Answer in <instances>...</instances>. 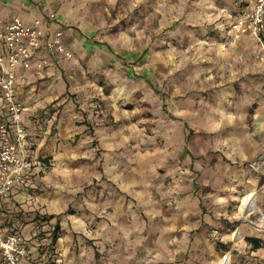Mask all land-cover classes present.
<instances>
[{
	"label": "rangeland",
	"instance_id": "rangeland-1",
	"mask_svg": "<svg viewBox=\"0 0 264 264\" xmlns=\"http://www.w3.org/2000/svg\"><path fill=\"white\" fill-rule=\"evenodd\" d=\"M66 1L81 10L74 25L104 45L83 43L85 55L67 70L71 89L49 104L75 112L66 129L74 132L68 143L78 154L67 163L80 169L70 174L79 187L72 186L76 199L66 214L91 211V199L123 196L130 213L119 218H139L141 239L157 242L152 250L145 242L135 246L134 235L105 247L97 242V256L85 264H220L225 257L264 264L262 214L240 209L242 198L254 193L264 211V65L233 27L248 12L246 0ZM47 79L39 76V87L48 88ZM107 150L119 155L108 159ZM124 150L132 165L142 154L145 166L141 187L125 195L118 174L130 171L117 168ZM44 161L46 176L56 161ZM138 197L141 205L132 201ZM38 214L36 237L48 263H83L84 250L58 249L60 220ZM81 236L87 244L97 240Z\"/></svg>",
	"mask_w": 264,
	"mask_h": 264
},
{
	"label": "crops",
	"instance_id": "crops-1",
	"mask_svg": "<svg viewBox=\"0 0 264 264\" xmlns=\"http://www.w3.org/2000/svg\"><path fill=\"white\" fill-rule=\"evenodd\" d=\"M243 2L248 5L249 9L250 5L248 1ZM71 5L72 4L66 0H0V16L5 19L20 17L28 21L34 17H41L46 23H51L49 18L50 14L55 12L57 19L53 24L66 28V42L74 53L73 59H54L52 64L45 70L21 68L18 71L19 96L26 106L25 123L31 134V140L34 144L36 154L43 161L46 156H54V160L56 161V165L46 176H44L45 171L41 170L39 166H34L32 168L30 173L31 184L28 190H20L14 192L8 199H0V226L7 232H20L26 239L28 246V253L25 259L26 264H49V255L44 247L40 248L41 241L36 237L41 223V220L37 217L39 216L38 213H40V215H54L52 220L56 222L60 220L63 236L57 242L58 249L63 248L64 253L68 252L70 248H79L81 249L80 251L84 250L86 252V257L79 258L84 262H78V264H85V262L89 260L88 257L92 259V257L97 256L100 250V248H96L97 242L101 244L102 247H105L118 238L119 243H121L125 241L122 237L134 235L133 239H135V246H138L139 243L144 244L145 242L147 248L152 250L156 248L157 245L155 239H141V237L145 235V233L142 232L145 224L139 218H136L134 223L129 221L125 223L123 218H119V215L126 218L130 213L125 207L127 202L126 197L118 196L116 200L107 198L104 201H95L91 199L89 207L91 211H76L66 214L71 203H74V198L76 199V195L74 196L70 192L73 187H75V190L79 187L73 185L74 182L70 180V174L74 171V168L75 172H79L80 169L77 166L71 169V166L67 163L69 160H72V156L78 154V150H74L71 144L68 143V140L72 138L74 132L71 133L66 129V124L72 121V114L75 112L70 107L61 108L62 103L58 107L55 105L49 107V104H51L58 95L71 89L67 79V70L69 66H74L75 61L73 62V60L76 59V57L82 59L85 55V52H83V45L87 44L86 41H89L91 48L92 46L95 48L104 46L96 37L92 38L88 35L82 27L74 25V21L81 18L82 14L78 6L72 7ZM70 24L73 25L68 28L67 26ZM83 39H85L84 42ZM240 40H243L250 47L252 54L259 60L258 46L254 36L249 32L244 33L241 34ZM261 64L264 65L263 62H261ZM39 76H48V81L46 80V82L51 83L48 85V88H45L44 85V87L40 86L42 88L39 87L36 81ZM44 82L45 81H42V83ZM59 113L60 118L57 124L58 131L54 136H51V129ZM113 139L114 138L106 139V141L108 142ZM105 153L108 159L109 157L112 158L119 155L116 151L112 153L107 150ZM121 154L124 159L119 162L117 168L119 169V167H121V172L130 171L128 174H118V176H121L122 190L125 195V193L131 192L133 188L141 187L145 178L142 176L145 172V166L142 165L144 162L142 154L138 155L137 165H132L133 163L126 161L125 157L130 154L126 153L125 150ZM136 173H139V175ZM61 188L64 191H62ZM132 201L139 205H141V202L143 203V201H140V197ZM102 207H104L105 210L102 209ZM21 209L28 211L33 210L35 212H30V217H25L23 214H25L26 211L23 214L17 213L21 211ZM100 210L104 211L101 212ZM129 210H131V208H129ZM134 211L137 212L136 209H134ZM21 219L29 221L21 222ZM6 222H9L10 225H6ZM42 225V228H47L45 223H42ZM89 228L91 229L89 230ZM78 232L81 234L83 232H88L89 238H95L98 241L95 240L92 244H87V242L84 241L85 238H83L81 234H77ZM78 236L82 237L84 240L82 238L80 239ZM240 237H243V235ZM44 242L43 240L42 244ZM64 253L60 252V256L66 257ZM57 260L61 261L62 258ZM64 262L67 264L66 259ZM1 264L5 263L2 261Z\"/></svg>",
	"mask_w": 264,
	"mask_h": 264
},
{
	"label": "built area",
	"instance_id": "built-area-1",
	"mask_svg": "<svg viewBox=\"0 0 264 264\" xmlns=\"http://www.w3.org/2000/svg\"><path fill=\"white\" fill-rule=\"evenodd\" d=\"M250 7L244 18L234 24L237 35L251 33L258 46V57L264 63V0H246ZM41 17L24 20L0 16V199L29 189L31 170L48 167L37 154L25 123L26 106L19 96V69L45 70L54 59H72L66 42V28L55 26ZM28 246L18 232H7L0 226V264H26Z\"/></svg>",
	"mask_w": 264,
	"mask_h": 264
},
{
	"label": "bare ground",
	"instance_id": "bare-ground-1",
	"mask_svg": "<svg viewBox=\"0 0 264 264\" xmlns=\"http://www.w3.org/2000/svg\"><path fill=\"white\" fill-rule=\"evenodd\" d=\"M258 201L255 200L254 193H248L245 195L240 204V209L242 212H255L260 211L262 214V218L264 219V211L261 209L260 206L257 203ZM245 215V214H244ZM220 264H232L228 257L223 258V260L220 261Z\"/></svg>",
	"mask_w": 264,
	"mask_h": 264
},
{
	"label": "trees",
	"instance_id": "trees-1",
	"mask_svg": "<svg viewBox=\"0 0 264 264\" xmlns=\"http://www.w3.org/2000/svg\"><path fill=\"white\" fill-rule=\"evenodd\" d=\"M59 228V223L56 224L55 229H54V234H53V241H56L58 239V231ZM255 247H260L261 246V239L259 237H250L248 239Z\"/></svg>",
	"mask_w": 264,
	"mask_h": 264
}]
</instances>
